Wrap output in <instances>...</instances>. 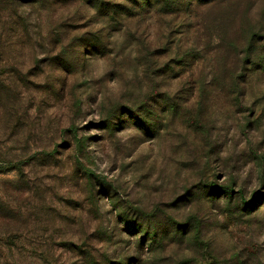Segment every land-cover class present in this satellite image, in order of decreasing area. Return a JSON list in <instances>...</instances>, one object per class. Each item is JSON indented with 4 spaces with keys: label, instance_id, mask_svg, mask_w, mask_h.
<instances>
[{
    "label": "rangeland",
    "instance_id": "rangeland-1",
    "mask_svg": "<svg viewBox=\"0 0 264 264\" xmlns=\"http://www.w3.org/2000/svg\"><path fill=\"white\" fill-rule=\"evenodd\" d=\"M180 18L0 0V264H264V85Z\"/></svg>",
    "mask_w": 264,
    "mask_h": 264
},
{
    "label": "trees",
    "instance_id": "trees-1",
    "mask_svg": "<svg viewBox=\"0 0 264 264\" xmlns=\"http://www.w3.org/2000/svg\"><path fill=\"white\" fill-rule=\"evenodd\" d=\"M134 8H150L157 13L181 17L186 37L197 44V64L202 70L212 67L218 85L230 88L233 101L238 88L243 93L257 80L264 85V18L254 15L253 7L263 0H125ZM232 14V15H231ZM226 32L218 23L228 24ZM244 71L245 77L240 76ZM263 87V86H262ZM256 93V92H255ZM257 97L264 101V88Z\"/></svg>",
    "mask_w": 264,
    "mask_h": 264
}]
</instances>
